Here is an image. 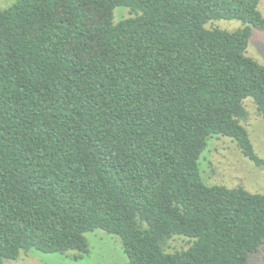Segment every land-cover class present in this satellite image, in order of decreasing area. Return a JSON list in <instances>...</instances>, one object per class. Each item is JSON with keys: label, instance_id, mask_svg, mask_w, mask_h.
I'll return each instance as SVG.
<instances>
[{"label": "trees", "instance_id": "obj_1", "mask_svg": "<svg viewBox=\"0 0 264 264\" xmlns=\"http://www.w3.org/2000/svg\"><path fill=\"white\" fill-rule=\"evenodd\" d=\"M260 0H15L0 8V264L37 250L73 260L87 232L128 264H249L264 192L209 185L211 138L258 166L245 125L264 119ZM117 7L128 17L115 21ZM239 20L236 30L210 27ZM175 236L189 246L168 251Z\"/></svg>", "mask_w": 264, "mask_h": 264}, {"label": "rangeland", "instance_id": "obj_2", "mask_svg": "<svg viewBox=\"0 0 264 264\" xmlns=\"http://www.w3.org/2000/svg\"><path fill=\"white\" fill-rule=\"evenodd\" d=\"M15 0H0V8L10 6ZM259 9L264 15V0H260ZM127 8L117 7L115 21L128 17ZM229 31L242 26L239 20H216L208 24ZM247 54L264 65V30L254 29ZM249 116L245 125L258 155L264 159V119L252 98L246 99ZM201 175L209 185L242 186L253 193L264 192V166H258L243 155L237 143L226 136L210 139L200 160ZM90 253L83 259L73 260L57 253H41L32 250L22 253L16 260H7L4 264H128L122 242L118 236L97 229L86 234ZM168 251H177L189 246L187 237L175 236L168 243ZM249 264H264V249L249 255Z\"/></svg>", "mask_w": 264, "mask_h": 264}]
</instances>
